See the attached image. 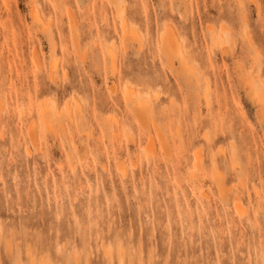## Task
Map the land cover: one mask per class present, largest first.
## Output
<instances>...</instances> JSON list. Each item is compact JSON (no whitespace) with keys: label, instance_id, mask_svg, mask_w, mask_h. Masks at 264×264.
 I'll use <instances>...</instances> for the list:
<instances>
[{"label":"rangeland","instance_id":"374dc122","mask_svg":"<svg viewBox=\"0 0 264 264\" xmlns=\"http://www.w3.org/2000/svg\"><path fill=\"white\" fill-rule=\"evenodd\" d=\"M0 264H264V0H0Z\"/></svg>","mask_w":264,"mask_h":264},{"label":"bare ground","instance_id":"6f19581e","mask_svg":"<svg viewBox=\"0 0 264 264\" xmlns=\"http://www.w3.org/2000/svg\"><path fill=\"white\" fill-rule=\"evenodd\" d=\"M125 25H126V22L124 21V22H123V30H125ZM163 42L165 43L166 41H163ZM163 42H162V43H163ZM164 43H163V44H164ZM124 91H125L126 94L133 93V92L131 91V89L128 88V87H126ZM54 111L56 112L57 110H54ZM139 114H140V113H139ZM49 117H50L49 110H47L46 108H41V111H40V119H41V120H48ZM150 140H151V139H150ZM236 201L238 202L239 199L236 198Z\"/></svg>","mask_w":264,"mask_h":264}]
</instances>
